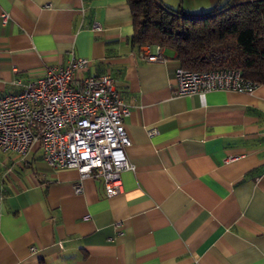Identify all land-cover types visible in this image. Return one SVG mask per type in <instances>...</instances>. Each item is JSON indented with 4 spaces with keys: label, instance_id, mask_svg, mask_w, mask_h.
<instances>
[{
    "label": "crops",
    "instance_id": "1",
    "mask_svg": "<svg viewBox=\"0 0 264 264\" xmlns=\"http://www.w3.org/2000/svg\"><path fill=\"white\" fill-rule=\"evenodd\" d=\"M160 1L197 15L217 0ZM132 35L128 0H0V97L72 53L89 61L76 77H112L131 142L112 198L99 179L76 195L78 173L37 145L0 151V264H264V86L174 96L173 51L148 63Z\"/></svg>",
    "mask_w": 264,
    "mask_h": 264
},
{
    "label": "built area",
    "instance_id": "2",
    "mask_svg": "<svg viewBox=\"0 0 264 264\" xmlns=\"http://www.w3.org/2000/svg\"><path fill=\"white\" fill-rule=\"evenodd\" d=\"M7 21L3 13L1 23ZM140 57L148 63L166 61L162 47H142ZM88 67V60L70 53L65 66L49 67L40 78L18 83V93L0 97V151L22 157L37 145L51 170L78 173L73 187L76 195L82 193L85 180L99 179L105 196L112 198L122 192V172L131 169L126 156L131 142L123 121L128 110L110 75L76 77ZM258 87L237 70L178 68L173 94L192 97L225 91L249 95ZM147 134L153 136L156 130Z\"/></svg>",
    "mask_w": 264,
    "mask_h": 264
},
{
    "label": "trees",
    "instance_id": "3",
    "mask_svg": "<svg viewBox=\"0 0 264 264\" xmlns=\"http://www.w3.org/2000/svg\"><path fill=\"white\" fill-rule=\"evenodd\" d=\"M135 48L162 47L192 72L237 70L264 86V0H217L191 15L160 0H128Z\"/></svg>",
    "mask_w": 264,
    "mask_h": 264
},
{
    "label": "rangeland",
    "instance_id": "4",
    "mask_svg": "<svg viewBox=\"0 0 264 264\" xmlns=\"http://www.w3.org/2000/svg\"><path fill=\"white\" fill-rule=\"evenodd\" d=\"M171 53L169 52V50L167 51V55H170Z\"/></svg>",
    "mask_w": 264,
    "mask_h": 264
}]
</instances>
